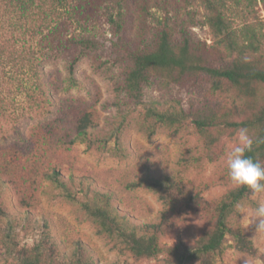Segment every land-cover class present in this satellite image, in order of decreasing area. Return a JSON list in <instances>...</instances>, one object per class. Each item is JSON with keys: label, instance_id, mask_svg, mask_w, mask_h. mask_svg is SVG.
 <instances>
[{"label": "rangeland", "instance_id": "rangeland-1", "mask_svg": "<svg viewBox=\"0 0 264 264\" xmlns=\"http://www.w3.org/2000/svg\"><path fill=\"white\" fill-rule=\"evenodd\" d=\"M181 8L196 40L229 54L226 42L205 23L208 13L203 5L182 2ZM107 13L103 7L89 25L103 48L77 64L78 86H70L64 58L44 64L45 97L33 72L7 69L0 74L4 100L0 103V264H18L13 250L38 245L51 251L54 264H177L171 250L180 243L195 244L210 230L216 220L213 207L234 189L227 180L225 152L239 129L217 127L201 132L191 119L180 128L162 126L146 118L145 105L155 104L162 112L207 114L214 110L239 121L246 99L229 84L223 92L214 91L213 80L201 75L183 85L157 83L147 90L144 104H129L118 85L130 63L120 59ZM227 16L240 33L249 28L256 34V49L248 56L264 66V0H232ZM165 17L155 1L150 2L148 12L134 8L127 39L151 43ZM141 33L144 38L138 39ZM243 40L251 44L249 35ZM256 101H264L263 85L258 86ZM87 113L94 122L89 141L72 143L77 134L75 121ZM54 171L81 199L89 188L110 190L115 194L114 204L141 223H158L164 209L159 194L145 187H128L148 176L181 183L187 197L200 194L211 207L186 211L175 227L159 231L160 254L138 258L100 234L81 206L67 200L49 177ZM254 206L252 197L242 204L240 223L261 256L264 233L253 230L248 216ZM215 264L264 262L236 249L227 237Z\"/></svg>", "mask_w": 264, "mask_h": 264}, {"label": "trees", "instance_id": "trees-1", "mask_svg": "<svg viewBox=\"0 0 264 264\" xmlns=\"http://www.w3.org/2000/svg\"><path fill=\"white\" fill-rule=\"evenodd\" d=\"M151 1L162 9L166 17L155 29L153 41L128 40L129 21L134 8L148 12ZM232 0H0V74L7 69L17 72L30 71L38 79V87L44 97V64L54 59H67L68 80L71 87L79 84L77 64L84 56L103 48L101 40L89 30L92 20L103 7L108 10L107 22L114 45L121 52L120 59L130 67L119 81L118 91L129 104H144L149 88L157 83L165 86L186 84L201 75L213 80L214 91L223 92L225 85L238 91L246 104L240 110L239 121L228 113L210 110L185 112L160 111L155 104H147L146 118L167 127H182L191 119L201 131L210 128H247L254 138L253 151L247 153L264 164V101L257 103L258 86H264V66L251 60L249 51L256 49V34L236 30L227 16ZM251 2V0H246ZM182 2H199L206 9V24L226 42L229 54L213 49L206 42L194 38L189 22L181 13ZM163 21V22H162ZM251 37V44L244 36ZM141 33L138 39H143ZM237 54L231 62L226 58ZM218 65L217 63H220ZM226 63V64H225ZM0 103H4L0 96ZM238 109V108H237ZM93 118L90 113L76 119L75 140L89 141ZM64 192L67 200L78 203L86 215L98 225L99 233L107 235L125 246L138 258H154L161 253L158 233L165 227H175L177 219L186 211L210 208L200 194L187 197L183 184L146 177L130 183L129 188L145 187L160 195L163 211L158 223L145 222L124 213L113 202L115 194L100 187L84 192V199L74 194L61 174L54 171L49 176ZM74 180V177L72 178ZM246 189H233L213 207L216 216L212 228L193 245L178 244L171 253L177 264H215L217 255L225 250L227 237L241 252L259 257L253 242L245 235L240 223V207L250 198ZM183 199V200H182ZM185 199V202H184ZM18 264H54L51 251L43 245L32 249L13 250ZM52 257V256H51Z\"/></svg>", "mask_w": 264, "mask_h": 264}, {"label": "clouds", "instance_id": "clouds-1", "mask_svg": "<svg viewBox=\"0 0 264 264\" xmlns=\"http://www.w3.org/2000/svg\"><path fill=\"white\" fill-rule=\"evenodd\" d=\"M256 141L247 128H241L225 152L227 180L234 189H246L255 206L249 212L250 226L264 233V164L247 155Z\"/></svg>", "mask_w": 264, "mask_h": 264}]
</instances>
